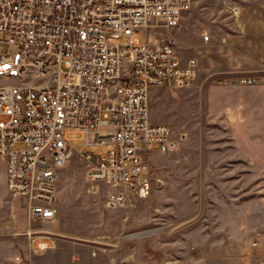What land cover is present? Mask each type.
Listing matches in <instances>:
<instances>
[{"label": "built area", "instance_id": "built-area-1", "mask_svg": "<svg viewBox=\"0 0 264 264\" xmlns=\"http://www.w3.org/2000/svg\"><path fill=\"white\" fill-rule=\"evenodd\" d=\"M192 4L0 0V158L7 190L27 200L31 221L55 219L59 172L73 158L87 182L105 187L107 207L148 196L143 152H172L184 139L150 121L149 91L191 86L196 63L182 62L173 39L145 30L176 27ZM141 31L145 39L137 42ZM238 83L261 84L264 76ZM68 129L83 135L79 150L69 145ZM93 145L109 148L94 155L85 149Z\"/></svg>", "mask_w": 264, "mask_h": 264}, {"label": "rangeland", "instance_id": "rangeland-1", "mask_svg": "<svg viewBox=\"0 0 264 264\" xmlns=\"http://www.w3.org/2000/svg\"><path fill=\"white\" fill-rule=\"evenodd\" d=\"M251 9L252 0H193L176 27H152L145 32L151 31L158 40L173 39L185 63L194 59L191 45L204 42L203 31L235 32L242 11ZM145 32L135 33L134 39L143 42ZM206 80L201 68L189 87L149 91L150 121L170 126L183 133L184 139L172 152H143L151 177L148 196L109 208L105 187L87 182L82 165L74 158L67 163L58 185L62 188L61 221L69 232L126 259V264H258L264 255V179L191 177V91L202 90ZM4 120L0 116V122ZM197 136L204 138V131ZM66 138L72 148H82L84 140L78 131L68 129ZM108 148L93 145L86 150L100 155ZM225 184L228 205L223 200ZM237 192H241L237 198L229 196L236 197ZM252 196L258 205H252ZM232 201L248 208L237 209Z\"/></svg>", "mask_w": 264, "mask_h": 264}, {"label": "crops", "instance_id": "crops-1", "mask_svg": "<svg viewBox=\"0 0 264 264\" xmlns=\"http://www.w3.org/2000/svg\"><path fill=\"white\" fill-rule=\"evenodd\" d=\"M241 14L235 32L206 31L208 41L191 45L196 76L202 68L207 79L202 90L191 91L193 178L264 179V83H238L244 77L264 76V0H252L251 11ZM201 131L204 138L197 136ZM222 186L228 205V186ZM57 192L55 219L31 221L27 200L7 190L6 165L0 158V264H126V259L66 229L61 185ZM257 200L252 196V205H258ZM232 204L248 208L240 201ZM39 244L45 248L39 250Z\"/></svg>", "mask_w": 264, "mask_h": 264}]
</instances>
